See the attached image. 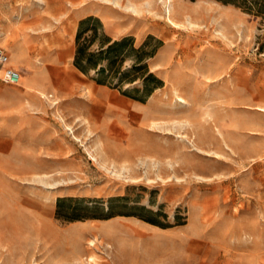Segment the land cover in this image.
Returning <instances> with one entry per match:
<instances>
[{
    "label": "rangeland",
    "instance_id": "obj_1",
    "mask_svg": "<svg viewBox=\"0 0 264 264\" xmlns=\"http://www.w3.org/2000/svg\"><path fill=\"white\" fill-rule=\"evenodd\" d=\"M241 2L0 0V264H264V12ZM88 15L161 40L162 86L76 69Z\"/></svg>",
    "mask_w": 264,
    "mask_h": 264
},
{
    "label": "trees",
    "instance_id": "obj_2",
    "mask_svg": "<svg viewBox=\"0 0 264 264\" xmlns=\"http://www.w3.org/2000/svg\"><path fill=\"white\" fill-rule=\"evenodd\" d=\"M241 4L247 9L253 8L256 12H264V0L261 2L242 0ZM151 39L155 40L157 45L162 43L151 35L139 46L135 45L133 37L129 35L112 38L105 32L99 18L88 15L78 21L72 63L84 74L93 72V78L99 84H109L121 89L124 84L140 82V87H133L131 90L141 92L145 99L162 86V81L149 70L147 64V60L155 52V48L147 49ZM126 60H129V63L124 65ZM61 202L62 199H58V215ZM145 220L159 224L153 219Z\"/></svg>",
    "mask_w": 264,
    "mask_h": 264
},
{
    "label": "built area",
    "instance_id": "obj_3",
    "mask_svg": "<svg viewBox=\"0 0 264 264\" xmlns=\"http://www.w3.org/2000/svg\"><path fill=\"white\" fill-rule=\"evenodd\" d=\"M9 62V56L6 51L0 47V67ZM3 79L9 83H17L20 80V73L11 66L3 67Z\"/></svg>",
    "mask_w": 264,
    "mask_h": 264
},
{
    "label": "bare ground",
    "instance_id": "obj_4",
    "mask_svg": "<svg viewBox=\"0 0 264 264\" xmlns=\"http://www.w3.org/2000/svg\"><path fill=\"white\" fill-rule=\"evenodd\" d=\"M21 78V77H20Z\"/></svg>",
    "mask_w": 264,
    "mask_h": 264
}]
</instances>
